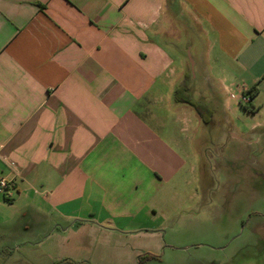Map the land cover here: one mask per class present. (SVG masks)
<instances>
[{
    "label": "crops",
    "instance_id": "crops-1",
    "mask_svg": "<svg viewBox=\"0 0 264 264\" xmlns=\"http://www.w3.org/2000/svg\"><path fill=\"white\" fill-rule=\"evenodd\" d=\"M241 109L264 113V0H0V264L136 263Z\"/></svg>",
    "mask_w": 264,
    "mask_h": 264
},
{
    "label": "rangeland",
    "instance_id": "rangeland-1",
    "mask_svg": "<svg viewBox=\"0 0 264 264\" xmlns=\"http://www.w3.org/2000/svg\"><path fill=\"white\" fill-rule=\"evenodd\" d=\"M199 82L192 88L197 97L205 88ZM230 118L242 140L229 132L225 139L215 137L216 131L209 130L208 148L189 173L190 183L175 196L170 192L157 206L159 244L137 234L128 242L130 250L138 248V255L159 256L143 264H212L229 257L237 258L238 264L253 260L264 264V247L253 231L264 228V113L250 116L241 109ZM230 227L235 228L232 236L226 230Z\"/></svg>",
    "mask_w": 264,
    "mask_h": 264
},
{
    "label": "trees",
    "instance_id": "trees-1",
    "mask_svg": "<svg viewBox=\"0 0 264 264\" xmlns=\"http://www.w3.org/2000/svg\"><path fill=\"white\" fill-rule=\"evenodd\" d=\"M187 90L188 87L186 85V82L184 81L182 83V87H180V90ZM179 91V90H178ZM258 91L257 87L254 85L252 86L249 90H247V93L251 95V97L253 98L252 94L256 93ZM179 99V98H178ZM179 100H182V101H185V102H188L190 103L191 105H193L197 111L200 113V114H203L202 113V108L204 107V105L196 100H193L189 95L185 96L184 98H180ZM251 103V102H250ZM250 103H243V107L249 111H255V107L254 106H250L248 104ZM159 256L154 254V253H150V252H147L145 253L144 255L143 254H140L138 255L137 257V261L136 263L137 264H143L146 260H149V259H155V258H158Z\"/></svg>",
    "mask_w": 264,
    "mask_h": 264
},
{
    "label": "built area",
    "instance_id": "built-area-1",
    "mask_svg": "<svg viewBox=\"0 0 264 264\" xmlns=\"http://www.w3.org/2000/svg\"><path fill=\"white\" fill-rule=\"evenodd\" d=\"M240 100L242 103H250L253 98L247 93V90L243 91ZM11 182L6 177H0V191L4 192L6 197L10 195Z\"/></svg>",
    "mask_w": 264,
    "mask_h": 264
}]
</instances>
